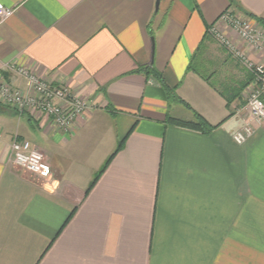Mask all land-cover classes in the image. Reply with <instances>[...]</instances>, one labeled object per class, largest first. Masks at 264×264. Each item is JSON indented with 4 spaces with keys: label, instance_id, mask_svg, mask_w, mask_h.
<instances>
[{
    "label": "crops",
    "instance_id": "obj_1",
    "mask_svg": "<svg viewBox=\"0 0 264 264\" xmlns=\"http://www.w3.org/2000/svg\"><path fill=\"white\" fill-rule=\"evenodd\" d=\"M0 2V76L33 94L9 68L23 67L87 105L64 129L0 104V264H264V125L236 143L250 114L227 101L253 78L207 32L264 64L220 21L235 9L263 27L264 0ZM152 65L166 86L137 72ZM194 112L219 126L168 121ZM15 136L49 177L14 163Z\"/></svg>",
    "mask_w": 264,
    "mask_h": 264
},
{
    "label": "built area",
    "instance_id": "obj_2",
    "mask_svg": "<svg viewBox=\"0 0 264 264\" xmlns=\"http://www.w3.org/2000/svg\"><path fill=\"white\" fill-rule=\"evenodd\" d=\"M233 12L234 10L226 11L220 17V21L231 24L252 51H264V34L255 30L249 23L237 18ZM12 14L13 9L0 2V24ZM214 35L219 43L240 58V61L253 75V80L249 85L251 95L246 104L250 121H247L241 129L233 134L235 142L243 144L254 134L255 124L264 125V64L251 60L245 52L235 47L221 31L220 34L215 32ZM9 68L27 79L29 90L33 94H26L0 76V104L14 108L19 113L30 110L40 111L47 119L64 129L69 128L86 111L87 105L67 87L46 83L23 67L9 66ZM11 147L14 163L22 170L44 178L50 176V165L30 141L15 136Z\"/></svg>",
    "mask_w": 264,
    "mask_h": 264
},
{
    "label": "trees",
    "instance_id": "obj_3",
    "mask_svg": "<svg viewBox=\"0 0 264 264\" xmlns=\"http://www.w3.org/2000/svg\"><path fill=\"white\" fill-rule=\"evenodd\" d=\"M262 22H264V19H261ZM248 70V69H247ZM249 71V70H248ZM137 72H143L144 74H146L148 77L150 75L155 76L156 78H158L160 81H162V84L164 86L165 83L163 81L162 75L161 73H159L155 66H147V67H141L137 70ZM250 73V71H249ZM253 78V75H252ZM240 93H238L235 97L233 98H227L228 101V105L230 106V104L233 102V100L239 96ZM169 122H172L174 124L183 126V127H187V128H191V129H195V130H199L205 134H209L211 132H213L219 125H213L212 123H210L204 116H202L201 114L194 112V120L191 121H186V120H181V119H177V118H173V117H169L168 119ZM124 145V141H121L118 149L116 152H118ZM115 155V153H114ZM107 161V163L104 165V167L101 169L100 174L105 170V168L108 166V164L110 163L111 159L113 158V156ZM99 175L94 179V181L91 183L90 187L88 188L87 192H89L91 190V188L94 186L96 180L98 179Z\"/></svg>",
    "mask_w": 264,
    "mask_h": 264
},
{
    "label": "rangeland",
    "instance_id": "obj_4",
    "mask_svg": "<svg viewBox=\"0 0 264 264\" xmlns=\"http://www.w3.org/2000/svg\"><path fill=\"white\" fill-rule=\"evenodd\" d=\"M234 12L233 14L243 20L244 22L246 23H249L251 25V27H254L255 30L257 29L259 32L263 33L264 34V25L263 27H258L256 26L250 18H247V16H240L237 11L235 9H233ZM227 25V27L233 29L232 25L229 24V23H225ZM215 28V29H213ZM234 30V29H233ZM220 31H222L218 26L217 24H213V25H210L208 28H207V32H208V35L210 37H212V39H214L231 57H233L235 60H237L240 64H242L244 66V64L240 61V58L237 57L235 54H232L228 48H226V46L222 45L221 43H219L217 41V38L215 37L214 33L217 32L220 34ZM227 39V38H226ZM228 40V39H227ZM264 45V44H263ZM264 50V49H263ZM263 52V51H262ZM245 67V66H244ZM245 69L247 70V68L245 67ZM250 74L252 75V73L250 72ZM250 83H248L240 92L239 96L236 97L234 100H233V104L236 103L237 107L240 108L239 106L243 107L245 104H247V101L249 100L250 98V95H251V87H249ZM235 101V102H234ZM40 151V150H39ZM41 152V151H40ZM42 153V152H41ZM44 157V156H43Z\"/></svg>",
    "mask_w": 264,
    "mask_h": 264
},
{
    "label": "water",
    "instance_id": "obj_5",
    "mask_svg": "<svg viewBox=\"0 0 264 264\" xmlns=\"http://www.w3.org/2000/svg\"><path fill=\"white\" fill-rule=\"evenodd\" d=\"M161 0H156V11L159 10Z\"/></svg>",
    "mask_w": 264,
    "mask_h": 264
}]
</instances>
